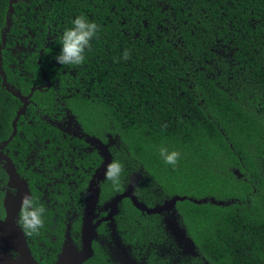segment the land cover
Instances as JSON below:
<instances>
[{
  "label": "trees",
  "instance_id": "trees-1",
  "mask_svg": "<svg viewBox=\"0 0 264 264\" xmlns=\"http://www.w3.org/2000/svg\"><path fill=\"white\" fill-rule=\"evenodd\" d=\"M80 14L97 38L81 65H58L59 34ZM32 86L7 148L47 210L38 234L18 224L40 264L67 234L81 242L97 142L123 164L118 189L99 178L97 216L130 185L151 206L182 197L161 213L119 204L132 247H148L151 225V264H184L183 218L212 256L197 264H264V0H0V141ZM161 146L181 152L175 167ZM7 176L0 165V220ZM116 228L103 226L107 252L89 264H117Z\"/></svg>",
  "mask_w": 264,
  "mask_h": 264
},
{
  "label": "flooded vegetation",
  "instance_id": "flooded-vegetation-1",
  "mask_svg": "<svg viewBox=\"0 0 264 264\" xmlns=\"http://www.w3.org/2000/svg\"><path fill=\"white\" fill-rule=\"evenodd\" d=\"M3 83L10 90V85L7 83L6 75L4 77ZM46 85L47 86H50L51 84L49 82H47ZM38 88H42V87L39 86ZM31 89L32 90H31V92L29 94H23V95H20L19 96L21 98L23 104H22V107L17 111L16 118H14V120L12 122L13 132L10 133L9 136L6 139H3V140L0 141V165L2 166V168L6 172L8 171V176H7L6 181H5V187L8 188L9 190H11V192H12V195L11 196H8L6 198H4L5 194H3V198H4V202L3 203H4V206H5V209H4L5 210V213H4L3 217H2V219L0 220V224L5 220L6 215H7V207H8L7 202L10 201V200L16 199L17 196H18V193H19V188L16 185H12L11 184L10 169L8 168L9 163H12L13 164V166H14L17 174H18L19 181L20 182H23L25 184V194L26 193H30L31 195H33V192L31 193V189H30L28 183L20 177V174H19V172L17 170V167L15 165V162H14L12 156L9 155V151H8V148H7V145L10 143V141L13 139V137L18 132L17 122L20 119L21 115L26 112V108L30 104V98H31L33 92L35 91L36 86H32ZM25 104H26V107L24 108ZM93 142H95V141L93 140ZM110 159H111V152H110ZM102 161L104 162V157L103 156H102ZM102 165H103V163L95 169L94 173L92 174V178H91L90 184H89V192H90L89 203H90V199H91V196H92V190L91 189L93 188V190L95 191L94 205H93V213H92V217H91L92 223H95L100 218L106 217L109 214V212L111 211V209H112V206H111L112 201L119 194L123 193L127 188L130 187V186L127 187L123 192L119 193L115 198H113V200L110 202V204L108 206V210L104 214L102 213V214H99L97 216L95 214L96 213L95 208H96V204H97L96 203V200H97V198H96L97 197L96 184H97V182H98L99 179L97 181H96V179L95 180H93V179L95 178V174L97 173V170ZM93 182H94V184H93ZM14 184H16V182H14ZM6 191L7 190H5V192ZM132 191H133V194L135 195V197L139 200V202H141L140 199H139V197H138V195L135 192L136 190L134 189V186L133 185H132ZM126 198L130 199L133 202V200L131 199V197H124L123 199H121L118 202L117 208L115 209L113 215L110 216V218H108V219H104L97 226V228H96V234L94 235V237L92 239L93 252L90 255V257L88 259L84 260L81 264H89L88 261L92 257H94V259H96V258L98 259L99 256L102 255V254H94L95 250L97 249V246H100L101 249L104 250L105 253L107 252L108 241L110 239V236H108L106 233H103L102 232V228H103V226H105L106 231H107L109 229V227H110L111 224H113V226H114V224L116 225V227H117L116 228V232L117 233H120V235H121V236L118 235L119 238H117V242H116L117 249H116L115 253L111 254L113 257L116 256L117 264H151V225L148 228V234H147V241H148L149 244H148V247H146V249L144 250L143 249V246H139L138 248H134V247H132L131 243L127 241L126 237H127V235L129 233H128V230L126 231L123 228V221L124 220H123L122 215L119 218V220L115 218V217L118 216L117 215L118 212L121 211V209L119 208V204H121L120 202H122ZM89 203L87 205V210H88V207H89ZM141 203L142 204H145V205H147L148 207H151V208L157 207V206L148 205L145 202H141ZM87 210H86V212H87ZM19 211H20V208L18 210V213H19ZM145 212H147V211H145ZM18 213H17L16 220H15L16 221V229L22 234L25 242L29 246V249H30V251L32 253V250H31V247H30V245L28 243V240L26 239L25 235L18 228V223H17ZM160 213H161V211H160ZM85 214H84V217H85ZM148 214H151V213H148ZM84 217H83V224H82V230H81V242L79 243L76 240L74 242V244H73V241H72L70 235L67 234L68 237H67V240H66V250L62 254H59L58 255V258H57L56 261L47 262L48 264H59V262L62 259V257L70 249L74 253H78V252H80L82 250V248H83V225H84ZM115 219H116V221H115ZM178 231H179V233H180V235L182 237V240H181L182 241V247H181L182 248V251L180 252V254H181L182 258H183L184 264H197V261L199 259H204V258H205L204 259L205 262H208L209 259H207L206 256H209V257H212V256H210L209 254H202L201 253L200 246L197 245V244H195V238L190 233V231L188 229V226H187L184 218L181 220V229H179ZM135 237L136 238H139L138 235H136ZM98 240H99V242H98ZM1 246H3V245H1ZM4 246H6V245H4ZM0 249H2V248L0 247ZM10 250H12L14 252V253H11L8 250L13 257H15V258L19 257V254L15 250H13V249H10ZM45 255H48L47 257L54 258V254H43V255H40L41 262H42V259H43V257ZM103 255L105 256L106 254H103ZM162 255H165V254H162ZM32 256L37 261V263L40 264L39 261L35 258V256H34L33 253H32Z\"/></svg>",
  "mask_w": 264,
  "mask_h": 264
},
{
  "label": "water",
  "instance_id": "water-1",
  "mask_svg": "<svg viewBox=\"0 0 264 264\" xmlns=\"http://www.w3.org/2000/svg\"><path fill=\"white\" fill-rule=\"evenodd\" d=\"M26 107V104L24 108ZM99 152L104 157L103 165L97 170L95 174L96 181L101 177L106 166L110 162V151L106 145L101 142H97ZM11 184L16 185L19 188V193L16 199L7 202V215L5 220L0 224V246L6 245L8 249L15 250L19 257H13L6 249H0V264H38L33 258L29 246L25 242L22 234L16 229V216L21 206V198L25 194V184L19 181L18 174L12 163H9ZM16 182V184H14ZM95 182V181H94ZM93 182V184H94ZM92 190V196L90 199L88 210L84 217L83 225V248L80 252L74 253L71 249L62 257L59 264H81L84 260L88 259L93 252L92 239L96 234L97 226L104 220L110 218L117 208L118 202L124 197H131L135 206L139 209H143L148 213L160 212L164 209H168L174 206L177 199L182 197L179 195L174 196L170 200H166L163 205L151 208L145 204L139 202L132 191V185L127 188L123 193L119 194L111 203L112 209L106 217L98 219L95 223H92L91 217L93 213L95 191Z\"/></svg>",
  "mask_w": 264,
  "mask_h": 264
},
{
  "label": "clouds",
  "instance_id": "clouds-1",
  "mask_svg": "<svg viewBox=\"0 0 264 264\" xmlns=\"http://www.w3.org/2000/svg\"><path fill=\"white\" fill-rule=\"evenodd\" d=\"M99 25L86 15H76L70 19V26L59 34V53L54 57L56 63L62 66H79L86 59V52L91 48L92 41L97 38ZM129 53L125 51L122 58L127 59ZM162 161L175 167L181 158V152L167 146L159 148ZM123 164L113 160L105 168V179L110 181L114 189H118L121 182ZM46 208L37 198L26 193L21 198V207L17 223L28 235L38 234L44 225Z\"/></svg>",
  "mask_w": 264,
  "mask_h": 264
}]
</instances>
